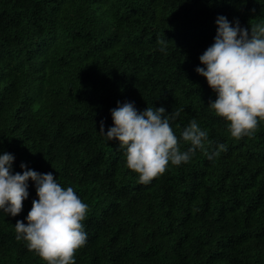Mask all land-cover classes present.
I'll list each match as a JSON object with an SVG mask.
<instances>
[{
	"label": "trees",
	"instance_id": "1",
	"mask_svg": "<svg viewBox=\"0 0 264 264\" xmlns=\"http://www.w3.org/2000/svg\"><path fill=\"white\" fill-rule=\"evenodd\" d=\"M218 15L250 27L264 0H0V153L14 154V172H53L88 204L75 264H264V122L232 138L195 71ZM117 101L182 108L177 136L195 118L227 151L198 150L138 183L99 132ZM28 183L22 212L0 213V264H46L15 238L37 198Z\"/></svg>",
	"mask_w": 264,
	"mask_h": 264
},
{
	"label": "clouds",
	"instance_id": "2",
	"mask_svg": "<svg viewBox=\"0 0 264 264\" xmlns=\"http://www.w3.org/2000/svg\"><path fill=\"white\" fill-rule=\"evenodd\" d=\"M214 41L199 56L203 66L195 71L206 78L215 93L208 103L212 112L227 122L234 139L255 135L264 122V19L241 26L238 19L225 15L215 20ZM160 51L166 41H160ZM183 111L170 113L164 106L138 110L134 101H117L110 109L113 125L99 132L106 142L115 140L126 157V166L137 173L138 183L148 184L163 174L169 164L188 163L199 150L209 160L227 151L225 143L213 146L208 130L193 118L177 136L172 122ZM181 142L187 145L181 148ZM13 153H0V213L17 216L29 197V180L34 182L36 197L23 220L14 224L15 238L34 251L46 264H75L76 251L86 245L88 233L84 221L89 206L72 186H62L53 172H38L21 162V172H14ZM26 221V222H25Z\"/></svg>",
	"mask_w": 264,
	"mask_h": 264
}]
</instances>
